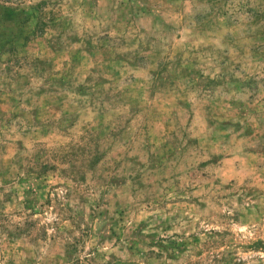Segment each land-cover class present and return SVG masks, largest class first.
Instances as JSON below:
<instances>
[{
	"label": "rangeland",
	"instance_id": "rangeland-1",
	"mask_svg": "<svg viewBox=\"0 0 264 264\" xmlns=\"http://www.w3.org/2000/svg\"><path fill=\"white\" fill-rule=\"evenodd\" d=\"M0 264H264V0H0Z\"/></svg>",
	"mask_w": 264,
	"mask_h": 264
}]
</instances>
